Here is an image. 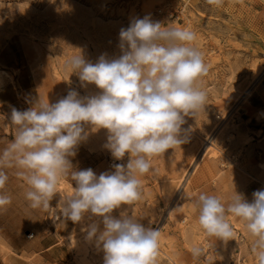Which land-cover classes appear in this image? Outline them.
I'll return each mask as SVG.
<instances>
[{"label": "rangeland", "instance_id": "obj_1", "mask_svg": "<svg viewBox=\"0 0 264 264\" xmlns=\"http://www.w3.org/2000/svg\"><path fill=\"white\" fill-rule=\"evenodd\" d=\"M145 16L196 33L194 46L208 68L199 82L207 100L195 117H186L184 127L192 126L189 142L153 157V170L139 177L142 198L112 214L119 217L126 209L145 227L160 230L155 264H258L252 251L256 238L245 221L229 215L234 239L224 241L200 227L196 205L200 194L217 196L227 206L235 191L251 202L253 192L264 189L259 165L264 155L258 156L251 136L240 131L242 117H264V110L252 108L264 106V0H222L219 6L206 0H0V152L14 138L12 107L25 110L38 98L54 103L70 89L81 96L100 91L95 85L81 87L65 62L80 50L93 62L101 54L120 55L121 28ZM227 112L215 133L216 116ZM211 133L216 149L206 150L202 142ZM106 139L105 129L90 133L71 158L73 165L99 175L113 171V164H126L128 156L114 160L103 147ZM3 170L8 181L0 193L11 197V204L0 209V264H79L68 237H80V226L60 218V235L49 233L47 223L59 216L31 208L28 185L16 174L20 169ZM62 182L75 187L70 176ZM60 187L53 207L62 201ZM56 238L62 244L47 256L23 251ZM193 247L201 249L199 256H193ZM90 251L92 260L103 264L102 251L94 245Z\"/></svg>", "mask_w": 264, "mask_h": 264}, {"label": "clouds", "instance_id": "obj_2", "mask_svg": "<svg viewBox=\"0 0 264 264\" xmlns=\"http://www.w3.org/2000/svg\"><path fill=\"white\" fill-rule=\"evenodd\" d=\"M219 6L222 0H206ZM165 25L150 16L132 20L119 32L120 55L101 54L93 62L82 50L65 62L81 87L95 85V94L81 96L75 89L54 103L38 98L25 110L11 108L14 138L0 152V190L15 167L28 185L25 198L33 209L52 212L80 226L86 242L103 253V264H155L160 230L145 227L122 205L142 198L139 177L152 169V158L190 140L195 117L205 107L207 94L200 79L208 68L194 46L196 33L187 27ZM107 130L103 147L114 160L113 171L97 175L92 168L77 169L72 159L90 133ZM70 176L75 187L55 207L51 201L59 184ZM251 202L237 193L225 206L214 195L200 194L198 223L209 236L234 239L229 215L246 222L255 237L252 251L264 264V189ZM11 197L0 193V209ZM71 242V234L68 237ZM201 249L192 248L194 257Z\"/></svg>", "mask_w": 264, "mask_h": 264}, {"label": "crops", "instance_id": "obj_3", "mask_svg": "<svg viewBox=\"0 0 264 264\" xmlns=\"http://www.w3.org/2000/svg\"><path fill=\"white\" fill-rule=\"evenodd\" d=\"M252 108H254L255 111H258L259 109L264 110V106H258V104L252 105ZM241 119H242V124H241L240 131L245 132L251 136V138H252L251 147L253 149H255L256 153H258V156L264 155V117H259V119H257L256 117H254L252 115L251 116L248 115V117H242ZM257 131H259L260 133L256 134L255 136L251 135L253 133L255 134V132H257ZM262 159H264V158H262ZM48 217H49V215H48ZM59 220H60V217H58L55 221H50L47 223L52 228V229H50L49 233H53V234L58 233V235H60V233H61L60 231H61L62 227H60ZM67 232H65V235ZM61 244H62L61 241H59L56 238L55 240H53V241H51L45 245H41V247L38 249L26 248V249H23V251H33V252L37 251L36 253H40L44 256H47V254H49L51 252V250L57 248ZM19 251H21V250H19ZM10 262H11V264H13L15 262V260H11Z\"/></svg>", "mask_w": 264, "mask_h": 264}, {"label": "bare ground", "instance_id": "obj_4", "mask_svg": "<svg viewBox=\"0 0 264 264\" xmlns=\"http://www.w3.org/2000/svg\"><path fill=\"white\" fill-rule=\"evenodd\" d=\"M261 73V72H260ZM257 78V77H256ZM258 80V79H257ZM237 94V93H236ZM231 95V94H230ZM231 96H235V95H231ZM237 97V96H236ZM234 98V97H233ZM223 123H220L219 125H217L215 133L221 131V129L223 128ZM215 133H211V135H209V138L204 139V141L202 143H204L205 145V149L207 150L208 148L211 149H216V145H215V138H214V134ZM213 135V136H212ZM201 140V139H200ZM202 149V147H201ZM200 149V151H201ZM205 150V151H206ZM203 157V153L200 154V160ZM199 164V163H198ZM234 164V163H233ZM259 165L261 167H264V160L259 162ZM198 166L196 165V168ZM195 168V169H196ZM186 174V173H185ZM61 187V191H62V198L61 200H63L66 196L70 195L73 191V187L70 184H66L64 182L60 183ZM59 185V186H60ZM58 186V187H59ZM53 213V212H52ZM54 214V213H53ZM93 243L91 242H86L84 239V234L82 233L80 237H71V242H69V246L70 249L73 251L74 256L76 257L77 261L79 262V264H96L92 259H94L95 257L91 256L92 252L90 250L93 249ZM97 259V258H96ZM173 261V260H172Z\"/></svg>", "mask_w": 264, "mask_h": 264}, {"label": "built area", "instance_id": "obj_5", "mask_svg": "<svg viewBox=\"0 0 264 264\" xmlns=\"http://www.w3.org/2000/svg\"><path fill=\"white\" fill-rule=\"evenodd\" d=\"M229 112H227L225 115H222L221 117L219 115L216 116V125L214 128V131L216 130L217 125H219L221 122H225L228 118Z\"/></svg>", "mask_w": 264, "mask_h": 264}]
</instances>
